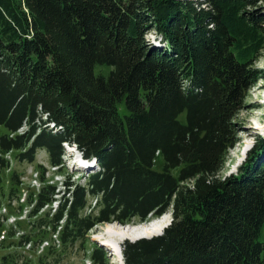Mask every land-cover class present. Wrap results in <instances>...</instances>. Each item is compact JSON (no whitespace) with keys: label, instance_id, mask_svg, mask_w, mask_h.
<instances>
[{"label":"trees","instance_id":"trees-1","mask_svg":"<svg viewBox=\"0 0 264 264\" xmlns=\"http://www.w3.org/2000/svg\"><path fill=\"white\" fill-rule=\"evenodd\" d=\"M258 1L0 0V196L10 152L33 162L44 148L61 167L66 142L100 166L84 184L66 182L58 209L38 218L51 236L61 226L38 261L100 223L170 210L162 235L124 242L125 264H264V139L237 173L222 175L238 140L234 118L257 76L264 15L248 7ZM152 30L163 48L149 43ZM102 65L109 73H96ZM50 122L57 131L43 126ZM9 176L12 195L23 181ZM57 194L48 183L30 190V218ZM90 197L98 212L83 215ZM15 236L13 246L36 248L32 234L16 230L0 248ZM18 252L0 264H15ZM92 260L108 264L106 250L94 249Z\"/></svg>","mask_w":264,"mask_h":264},{"label":"rangeland","instance_id":"rangeland-1","mask_svg":"<svg viewBox=\"0 0 264 264\" xmlns=\"http://www.w3.org/2000/svg\"><path fill=\"white\" fill-rule=\"evenodd\" d=\"M194 1H200V0H194ZM203 3L205 0H201ZM202 7H206L208 9L209 4H203ZM248 10L254 11V12H261L262 15H264V1H258L256 5H251L248 7ZM264 26V22H263ZM262 32V31H261ZM148 39L149 43L156 46L158 43L162 46V43L160 42V36L156 34L154 30L148 33ZM263 46L259 49L260 51L258 54H255L253 59V65L252 70L256 71V78L253 82L252 86L250 87L249 91L247 92V95L245 97L244 105L242 110L236 114L234 118V124L236 129V136H237V142L232 147L227 155V161L225 163V169L222 172L223 176H228L230 173H237L239 168L246 162L248 158L249 152L255 147L257 143L258 137H262L264 139V40H263ZM159 47V46H156ZM164 47V45H163ZM162 47V48H163ZM110 71V67L107 65L97 66L96 73H104L107 74ZM120 112L121 114L127 113V108L124 103L120 104ZM186 117V113H183L179 118L180 120L184 121ZM43 126H47V129L50 131H57L58 129L54 127V123H46ZM6 132V128L3 125H0V135L4 134ZM68 150V154L64 156V161L66 162V167L61 168L57 173L53 171L50 162H49V155L48 152L44 148H40L36 152V157L33 162H27V161H19L16 158V152H10L7 157L11 163V172L16 171L20 174V178L23 181V183L20 186V191L17 193H12V195L9 193V190H11V182L10 180V171L9 169L2 171L1 175H3L5 178L3 179L4 183V192L1 193L0 196V229L2 231H6L9 235V232H15V227H12L9 222H5L4 215H2V208L6 207L10 213H20V207L21 205H24L22 201H20L21 194H23L24 190L28 187L30 190L31 188H34V180L37 179L39 181V178H37L34 173L39 172L40 178L42 180L41 173H44V176L46 178V181L42 182V185L45 183L53 184L57 187V190H60L61 195L58 197L67 196V187H65L64 182H70L74 184H84L87 179V173H91V171H82L77 169L72 164V153ZM66 154V153H65ZM74 162V160H73ZM158 167L161 169L162 163L160 160L157 163ZM42 171V172H41ZM84 172L85 175L84 176ZM83 175V176H82ZM84 177V178H83ZM45 182V183H44ZM31 187V188H30ZM3 191V190H2ZM33 191V190H32ZM19 195V196H18ZM89 205L84 210L83 215L88 214H97L98 209L97 207L94 208V201L90 197ZM25 206V205H24ZM47 213L46 211L40 214L38 217L30 218L26 222L19 223V227L17 226L18 230H21V234H32L35 237V245H37L36 249H28L30 246H26L25 248H17L16 246L20 242V237H9L5 241L6 248H0V259L2 255L12 253L14 252L15 255V264H95L92 260V254L94 249L102 247L103 244L102 241L106 240L107 235L110 234L111 237H115L117 239H122L123 243L126 241H134L137 238L146 235L143 233H139L138 231L140 229H143V227H146L147 225H157L158 228L155 230L151 236L159 232L169 221L172 220L171 212L167 211L159 220L153 221L155 217L151 218L150 220H147L146 222H143L142 226H139L138 220L132 221L133 223H129V228L132 230H135L136 233L133 236L130 237H121L118 235L117 231L122 227L127 226H120L117 223H100L97 226H95L93 229H91L87 234L86 238L82 242L77 241L74 244H67L59 247V243L53 244L56 245V248L59 251H62L61 253H53L50 252L47 256L46 254L48 251L44 252L43 256V263L41 260L38 261V258L42 255H40L42 249L39 247L43 241L42 238H46L49 241H51L52 238L50 234L51 228H48L46 226L44 228L43 224L40 226L38 224V218L42 217ZM13 214V215H16ZM37 223V224H36ZM36 224V226H35ZM39 225V226H38ZM161 228H160V227ZM34 228V230H33ZM17 231V230H16ZM105 234V235H104ZM146 235V236H150ZM105 236V238H104ZM102 237V238H101ZM104 238V239H103ZM100 240V242H99ZM260 240L264 242V225L262 227V232L260 236ZM57 242V241H56ZM34 246V244H33ZM112 248V247H111ZM40 249V250H39ZM105 249H106V255L108 258V264H119L118 261H115L108 250H110V245L108 243H105ZM47 250V249H46Z\"/></svg>","mask_w":264,"mask_h":264},{"label":"bare ground","instance_id":"bare-ground-1","mask_svg":"<svg viewBox=\"0 0 264 264\" xmlns=\"http://www.w3.org/2000/svg\"><path fill=\"white\" fill-rule=\"evenodd\" d=\"M119 225V224H118ZM121 226V225H120ZM127 226V225H125ZM158 226L157 225H147L146 227H143V229H140L138 232L139 233H143V234H146V235H150L152 234L155 230H157ZM160 227V226H159ZM161 228V227H160ZM138 232H135V230H132L131 228H129V226L127 227H122L120 228L117 233L118 235H120L121 237H130V236H133L135 235L136 233ZM105 235V234H104ZM107 235V238L106 240L102 241V247L105 249V243H111L112 244V247L110 246V250H108V252L111 253L112 258L115 260V261H118L119 264H123V251H122V239H117L115 237H111L110 234H106ZM146 235H143V236H146ZM151 236V235H150ZM148 236V237H150ZM134 237V236H133ZM142 237V236H141ZM102 238V237H101ZM105 238V236H104ZM103 238V239H104ZM112 238V239H111ZM106 250V249H105Z\"/></svg>","mask_w":264,"mask_h":264},{"label":"clouds","instance_id":"clouds-1","mask_svg":"<svg viewBox=\"0 0 264 264\" xmlns=\"http://www.w3.org/2000/svg\"><path fill=\"white\" fill-rule=\"evenodd\" d=\"M160 39H161V37H160ZM161 42V41H160ZM156 46H159V47H163V44H162V46L158 43ZM98 167H100L99 165H98ZM169 212H171L170 210H168ZM165 214V213H164ZM171 215H172V213H171ZM170 225V224H169ZM169 225H165V227H163L160 231L163 233V231H164V229L167 227V226H169ZM159 231V232H160ZM159 232H157V233H159Z\"/></svg>","mask_w":264,"mask_h":264}]
</instances>
